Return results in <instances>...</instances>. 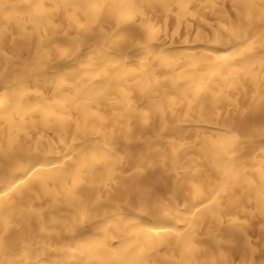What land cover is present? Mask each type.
Returning a JSON list of instances; mask_svg holds the SVG:
<instances>
[{
    "label": "bare ground",
    "instance_id": "bare-ground-1",
    "mask_svg": "<svg viewBox=\"0 0 264 264\" xmlns=\"http://www.w3.org/2000/svg\"><path fill=\"white\" fill-rule=\"evenodd\" d=\"M0 264H264V0H0Z\"/></svg>",
    "mask_w": 264,
    "mask_h": 264
}]
</instances>
